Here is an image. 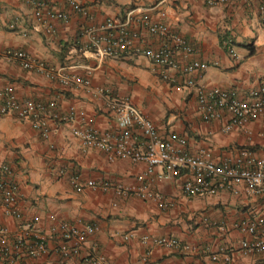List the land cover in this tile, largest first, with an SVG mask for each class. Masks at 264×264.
I'll return each instance as SVG.
<instances>
[{
	"label": "crops",
	"instance_id": "crops-1",
	"mask_svg": "<svg viewBox=\"0 0 264 264\" xmlns=\"http://www.w3.org/2000/svg\"><path fill=\"white\" fill-rule=\"evenodd\" d=\"M49 1L57 9L68 10L70 17L67 22L55 20L56 33L48 36L31 28L33 11L26 0H0V87L11 84L21 99L36 95L44 101L56 100L62 113L71 106L83 109L101 132L117 130L108 100L127 98L154 122L162 137L172 133L185 137L192 155L209 151L218 164L236 157L244 146L264 155V115L245 129L236 126L223 132L222 121L207 122L198 114L195 89L175 88L184 81L176 69L170 70L169 82L158 76L144 55L103 58L85 49L90 42L89 28L101 26L108 18L144 13L153 21H164L195 48L189 56L180 55L179 63L199 60L210 64L200 84L236 88L246 95L264 80V0H215L213 5L203 0H82L86 15L72 11L64 0ZM15 20L17 30H9ZM226 31L234 35L237 58L222 44ZM138 42L141 46L157 44L145 32ZM7 49L23 50L46 65L89 79L93 87L107 92L94 95L84 85L66 86L40 70L25 69L19 60L4 56ZM73 127L52 122L46 139L29 121L0 114V167L11 165L24 218L40 215L38 228L49 238V251L30 264H61L56 254L60 241L51 230L49 213L71 224L96 227L72 264H88L84 257L89 255L104 256L109 264H264V252H242L241 242L249 236L236 227L242 220L264 215V193H249L239 183L216 194L187 196L182 191L187 173L159 178L162 169L156 167L147 182L169 201L168 207L133 190L120 194L119 189H137L144 183L139 177L145 173L146 163L110 160L97 148H85ZM73 173L109 187L78 192L71 183ZM0 225L12 232L23 227L1 207ZM145 236L176 237L190 249L144 243Z\"/></svg>",
	"mask_w": 264,
	"mask_h": 264
},
{
	"label": "built area",
	"instance_id": "built-area-1",
	"mask_svg": "<svg viewBox=\"0 0 264 264\" xmlns=\"http://www.w3.org/2000/svg\"><path fill=\"white\" fill-rule=\"evenodd\" d=\"M213 5L215 0H203ZM228 2L230 0H219ZM32 7V29L45 35H55V20L67 22L68 10L57 9L56 4L49 0H26ZM72 11L88 14L82 0H64ZM0 23V28H2ZM18 21L8 25V29L16 31ZM147 33L156 40V45L141 46L137 40ZM90 42L86 50L93 51L99 57L119 58L128 53L144 55L154 65L156 73L163 80L171 82L170 70L176 69L183 77L182 83L175 84L177 90L195 89L197 92V112L207 122L220 120L222 131L230 132L234 127L247 128L248 125L264 115V80L257 88L246 95L236 88L220 86L206 87L200 84L202 73L210 66L208 62L192 60L179 63L180 55L189 56L195 48L179 32L173 31L164 21H153L147 14L108 18L99 27L88 29ZM230 36H234L232 33ZM233 39L223 41L224 48L237 58L238 53ZM4 56L19 60L22 67L28 70H40L52 79H58L66 86L84 85L94 95L105 92L103 88L93 87L89 79L79 75H69L62 69L46 65L23 50L7 49ZM109 107L117 119V130L101 132L92 125V120L83 109L71 106L66 113L58 109L56 100L44 101L35 96L21 99L11 84L0 87V114H14L18 119L27 120L43 138H49L52 122L74 124V135L85 148H97L103 151L110 160L130 159L146 163V170L139 180L144 183L137 189H119L120 194H136L145 199H154L163 208L169 206V201L159 192L151 189L147 181L156 167L162 170L159 178H178L183 172L187 177L182 185V191L187 196H206L230 189L233 185L243 183L249 193H264V155H259L251 147L238 149L236 157L224 160L221 164L211 159L209 151L202 150L198 155L187 151L188 140L176 133L164 138L158 132L156 125L144 112L127 98L113 97L108 100ZM71 183L80 192L87 187L103 189L108 183L99 185L94 180H84L79 173L71 175ZM20 194L15 182L14 171L10 164L0 167V207L6 214L23 223V227L12 232L0 225V264H30L31 260L49 251L48 237L39 228L40 215L25 219L18 202ZM53 234L59 239L56 254L60 256L61 264H72L79 257L95 233L92 224L82 226L71 224L60 219L56 214L47 216ZM236 227L249 238L241 242L245 254L264 252V215H257L240 221ZM144 243L152 245L180 247L182 251L190 246L182 244L176 237L145 236ZM212 258L217 260V255ZM230 260V257H226ZM88 264H109L104 256L89 255L84 257Z\"/></svg>",
	"mask_w": 264,
	"mask_h": 264
},
{
	"label": "trees",
	"instance_id": "trees-1",
	"mask_svg": "<svg viewBox=\"0 0 264 264\" xmlns=\"http://www.w3.org/2000/svg\"><path fill=\"white\" fill-rule=\"evenodd\" d=\"M230 35H231V32L229 33L228 31L223 33L222 38H221L222 44L225 39L232 38L234 40V36H230ZM233 44L235 45V40L233 41Z\"/></svg>",
	"mask_w": 264,
	"mask_h": 264
}]
</instances>
